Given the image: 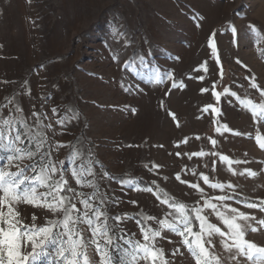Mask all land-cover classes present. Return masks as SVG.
<instances>
[{
  "label": "rangeland",
  "instance_id": "1",
  "mask_svg": "<svg viewBox=\"0 0 264 264\" xmlns=\"http://www.w3.org/2000/svg\"><path fill=\"white\" fill-rule=\"evenodd\" d=\"M262 37L264 0H0V120L16 121L21 133L19 121H24L33 135L46 138L42 151L54 163L63 162L57 167L77 191L90 194L92 189L77 186L71 169H86L91 162L108 216L130 217L119 223L115 235L123 230L141 240L136 220H159L174 210L138 190L145 188L140 180L155 181L163 197L167 193L192 207L229 194L264 200V149L257 142V137L264 140V121L240 103L264 101L250 86L255 78L264 89ZM225 88L237 96L217 100L213 92ZM209 105L219 111H205ZM33 112L39 114L38 126ZM223 125L230 131L217 132ZM199 152L206 155H193ZM221 155L240 163L229 165ZM113 174L127 178L118 181ZM201 174L209 183H230L235 190L213 189ZM223 204L264 220V212L244 203ZM18 211L26 224L33 214L38 225L54 218L28 204ZM203 214L226 230L211 209ZM162 236L157 247L169 264H194L181 237L168 231ZM246 238L264 246V229ZM212 242L223 264H233L221 238L214 236ZM239 264L251 262L240 257Z\"/></svg>",
  "mask_w": 264,
  "mask_h": 264
},
{
  "label": "snow or ice",
  "instance_id": "2",
  "mask_svg": "<svg viewBox=\"0 0 264 264\" xmlns=\"http://www.w3.org/2000/svg\"><path fill=\"white\" fill-rule=\"evenodd\" d=\"M250 29L253 33H257L255 26H250ZM232 31L235 34L234 28ZM209 45L212 47L213 55H216L211 39ZM154 82H160L158 76ZM175 86L174 84L173 87ZM250 86L257 89L264 97V89L259 88L255 78H252ZM180 87L183 85L181 84ZM225 94L237 96L236 93H230L227 88L223 93L213 92L217 100ZM237 99L240 98L237 97ZM9 103L12 101L10 100ZM240 103L245 110L252 113L255 119L264 121V101L257 104L248 98L240 100ZM208 108H212L214 113L219 111L211 105L204 110L207 111ZM16 111L21 109L17 107ZM55 111L53 109V112ZM32 115L37 117L38 126L39 114L33 112ZM57 123L62 124L63 121H57ZM16 124L14 120H0V264H40L41 261L44 264H157L158 261L160 264H169L164 250L157 247V239L163 238L164 231L181 237V243L194 264H223L220 256L211 250L215 247L212 238L217 235L221 238V247L229 254L233 264H239L240 257L251 264H264V246H258L246 238L249 232L255 233L264 229V220H258L255 216L223 204L224 201L233 199L228 195L205 199L202 207L189 208L168 197L167 193H164V197L161 198L162 190L158 186L155 191L151 187L138 189L152 193L161 204L167 205L174 211L159 220L152 216H143L136 220L140 228L141 240L134 239L135 234L130 235L123 230L119 236L115 235L119 223L130 217L127 214L108 216L107 209L103 207L105 198L99 193L91 162H88L86 169L83 166L71 169V176L77 186L92 189L90 194L77 191L69 185L64 171L57 167V164L63 162L54 163L50 159L51 154L42 151L46 138L41 139L39 134L33 135L24 121H19L20 127L24 128L23 133ZM45 127L51 128V125ZM222 129L230 131L226 125L218 127L216 131L220 132ZM257 142L259 147L264 149V140L257 137ZM33 143H35L34 151L31 148ZM212 143L215 144L216 141L213 140ZM63 146L58 145V147ZM77 155L74 151L72 158L75 159ZM193 155L203 156L206 153L199 152ZM37 156H39L38 161ZM220 159L227 161L229 165L240 163V161H231L223 155ZM25 161H32V163H25ZM245 172L249 176L255 175L248 169ZM103 175L107 177L109 174L104 172ZM201 177L213 189L228 187L235 190V186L230 183L228 185L209 183L207 176L201 174ZM176 178L180 179L179 174ZM128 183L131 184L132 181L129 180ZM189 186L203 192L198 184ZM40 188L46 191H38ZM202 199H204L203 196ZM212 200L220 204L213 203ZM21 204L47 210L54 218H46L44 225H38L37 217L33 214L32 223L26 224L20 218L18 211ZM221 207L232 215H226L225 211H221ZM245 207L264 212V200L259 203H247ZM205 209H211L212 214L221 221L226 230L211 223L203 214ZM109 220L115 223L109 224ZM193 220L198 223V231L194 230ZM148 221H156L158 226L153 227L147 223ZM176 251L178 252L179 249Z\"/></svg>",
  "mask_w": 264,
  "mask_h": 264
},
{
  "label": "trees",
  "instance_id": "3",
  "mask_svg": "<svg viewBox=\"0 0 264 264\" xmlns=\"http://www.w3.org/2000/svg\"><path fill=\"white\" fill-rule=\"evenodd\" d=\"M112 177L114 179L118 180V181H122L125 178H127V176L125 174H113ZM139 182L145 187L153 188L154 191L157 189V185L153 184V182L143 181V180H140ZM161 196L163 197L162 193H161ZM228 196H232L233 200H236V201L244 203V204H247V203H259L260 202V200L244 198V197H241L238 194H229ZM173 200L176 201V202H180L177 199H173ZM187 206H189V208L192 207L191 205H187ZM193 227H194V230H196V231L198 230V223L195 220H193Z\"/></svg>",
  "mask_w": 264,
  "mask_h": 264
}]
</instances>
